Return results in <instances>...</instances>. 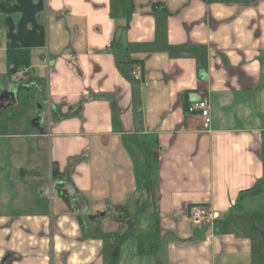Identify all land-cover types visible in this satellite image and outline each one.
<instances>
[{
	"label": "crops",
	"instance_id": "0c3cea01",
	"mask_svg": "<svg viewBox=\"0 0 264 264\" xmlns=\"http://www.w3.org/2000/svg\"><path fill=\"white\" fill-rule=\"evenodd\" d=\"M0 70V264H264V0H0Z\"/></svg>",
	"mask_w": 264,
	"mask_h": 264
},
{
	"label": "rangeland",
	"instance_id": "374dc122",
	"mask_svg": "<svg viewBox=\"0 0 264 264\" xmlns=\"http://www.w3.org/2000/svg\"><path fill=\"white\" fill-rule=\"evenodd\" d=\"M19 70V69H18ZM17 70V71H18ZM0 72H1V70H0ZM2 74H0V76H1ZM8 76H9V78L10 79H15V77H17L18 79H20V80H22V81H25L26 80V76H27V73H25V71H22V70H20V72H18L17 74H14V73H9L8 72V74H7ZM15 76V77H14ZM2 77H0V79H1ZM16 80V79H15ZM6 85H8V84H6ZM8 87V86H7ZM7 89V88H6ZM22 95H26L27 97L29 96V101H30V103H28V102H26V103H24L23 101H21L20 100V103L22 104L21 105V108H20V111H19V117L22 115V114H24L26 111H33V110H37L38 111V109L39 108H42L41 110H40V113H42V112H44V110H45V106H42L43 105V103L42 102H40V101H38L37 103H34L31 99H33V98H36V94H35V90H33V89H31V90H26V91H23V92H21L20 93V97H22ZM30 95L32 96L31 98H30ZM22 109V110H21ZM15 112V113H14ZM38 113H39V111H38ZM5 116H8V117H10V118H12L13 117V119H10L8 122H7V117H5ZM14 116H16V110L14 109V108H12V107H9L8 109H7V112H5V114L3 115V118H6V123L7 124H10L11 125V129H13V125L15 124V122H14ZM18 117V116H17ZM39 117V116H38ZM37 117V118H38ZM34 119H36V118H29V119H27V123H26V127L24 128V126H23V128H22V130L20 131V130H18V129H16V132H18V131H20V132H22V133H24L25 135H28L29 134V132H30V130H33V131H38V129H36V128H34L33 127V121H34ZM15 121H16V119H15ZM40 121H41V119H38V122H37V124H39L40 123ZM3 122H5V121H3ZM5 123V124H6ZM22 124H24V123H22ZM13 131V130H12ZM3 132H6V131H3ZM15 140H17V139H15ZM26 140V145H33V141L34 140H32V139H25ZM1 142H0V144L1 145H4V146H8L9 145V140L8 139H6V138H3V139H1L0 140ZM1 148V147H0ZM51 179H52V176H51ZM53 179H54V177H53ZM56 191H58V194H60V192H63L64 193V191H63V189H62V186H61V184H56ZM46 205H47V201H46Z\"/></svg>",
	"mask_w": 264,
	"mask_h": 264
},
{
	"label": "built area",
	"instance_id": "2783aa9c",
	"mask_svg": "<svg viewBox=\"0 0 264 264\" xmlns=\"http://www.w3.org/2000/svg\"><path fill=\"white\" fill-rule=\"evenodd\" d=\"M133 79L136 81L143 82L147 85L142 73H135ZM187 112L189 114L199 115L206 124L209 123V106L207 100L204 98L200 100L191 101L187 106ZM188 218L195 224H209L218 218L217 212L210 210L208 207L203 205H191L187 210Z\"/></svg>",
	"mask_w": 264,
	"mask_h": 264
},
{
	"label": "trees",
	"instance_id": "16d2710c",
	"mask_svg": "<svg viewBox=\"0 0 264 264\" xmlns=\"http://www.w3.org/2000/svg\"><path fill=\"white\" fill-rule=\"evenodd\" d=\"M7 62L12 67L10 73H16L19 68H27L29 66L28 54L24 51L8 50ZM60 196L65 197L63 192Z\"/></svg>",
	"mask_w": 264,
	"mask_h": 264
},
{
	"label": "water",
	"instance_id": "95a60500",
	"mask_svg": "<svg viewBox=\"0 0 264 264\" xmlns=\"http://www.w3.org/2000/svg\"><path fill=\"white\" fill-rule=\"evenodd\" d=\"M15 102L14 95L12 92H8L7 90H3L0 92V110L3 108H7L9 106H12ZM39 117L36 118L35 123L37 124ZM94 220H97V216L94 217ZM11 258L6 257L3 260V264H10Z\"/></svg>",
	"mask_w": 264,
	"mask_h": 264
}]
</instances>
